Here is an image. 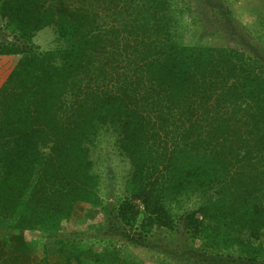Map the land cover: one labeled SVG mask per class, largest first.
I'll list each match as a JSON object with an SVG mask.
<instances>
[{"label":"trees","instance_id":"1","mask_svg":"<svg viewBox=\"0 0 264 264\" xmlns=\"http://www.w3.org/2000/svg\"><path fill=\"white\" fill-rule=\"evenodd\" d=\"M191 2L0 0V228L63 242L85 264H149L115 248L155 226L200 240L196 264H264V48L233 27L234 45L188 41L187 15L208 28ZM205 2L233 26L224 0ZM48 26L66 41L42 50ZM104 129L132 166L113 207L90 150ZM78 205L103 208V224L72 233Z\"/></svg>","mask_w":264,"mask_h":264},{"label":"rangeland","instance_id":"2","mask_svg":"<svg viewBox=\"0 0 264 264\" xmlns=\"http://www.w3.org/2000/svg\"><path fill=\"white\" fill-rule=\"evenodd\" d=\"M206 0H192V7L198 13V18H201L208 26L204 33L201 32V26L192 24L189 15L186 16V39L188 41H202L205 44H232L234 45L240 38L230 35V28H235L237 31H242L244 37L249 38L254 47L264 48V26L261 21L264 20V0H224L225 6L230 7L234 14L233 26L220 25L218 20L221 19V14L212 11L206 6ZM223 1V0H220ZM257 34L260 38H258ZM229 36V38H228ZM230 39V42L229 40ZM35 43L40 46L42 50L57 49L61 44L65 43V39L61 37L58 30L54 26H48L36 34L34 38ZM229 42V43H228ZM108 129H104L99 138L95 139L91 145V158L94 160V167L97 172L102 175L100 185V194L105 202L114 206L123 199L128 193L125 181L130 177L132 166L127 158H123L115 145L114 138L116 136L112 133H107ZM111 136H104L105 134ZM212 195V192L203 195L198 193H189L184 196L180 204L174 207L173 211L178 215H183L184 212L196 208L205 203V201ZM82 206V205H81ZM104 209L101 207L89 208L77 206L74 211L73 218L70 221V230L72 233L82 234L81 230L87 229L90 226L103 224L106 216H104ZM176 215V224L179 229H182L179 216ZM82 216V217H81ZM81 217V218H80ZM81 222H78L80 221ZM78 223H77V222ZM33 232H30L32 236ZM245 236V235H244ZM177 237L179 239H177ZM182 235L174 231L170 233L166 229H160L155 226L152 233H150L143 243L138 246L127 244L123 239L118 241L116 248L122 251L123 254H130L136 259L142 258L149 264H180L173 256L178 257L182 264H196L197 259H205V256L199 257V252H203L201 241L186 240ZM105 245V244H104ZM103 246V243H102ZM139 250H138V248ZM114 247L112 251H115ZM196 250V251H195ZM237 253V250H234ZM233 255L232 251H228ZM196 254V255H195ZM107 258L112 256L107 253ZM122 255V254H121ZM198 255V256H197ZM237 257H233L235 259Z\"/></svg>","mask_w":264,"mask_h":264},{"label":"crops","instance_id":"3","mask_svg":"<svg viewBox=\"0 0 264 264\" xmlns=\"http://www.w3.org/2000/svg\"><path fill=\"white\" fill-rule=\"evenodd\" d=\"M0 264L85 263L77 254H70L63 242L42 238L35 233L30 236V232L20 229L0 228Z\"/></svg>","mask_w":264,"mask_h":264}]
</instances>
